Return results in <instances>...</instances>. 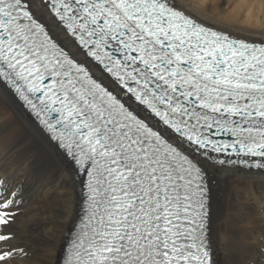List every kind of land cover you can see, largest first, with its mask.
<instances>
[{"label":"snow or ice","instance_id":"6c2138e0","mask_svg":"<svg viewBox=\"0 0 264 264\" xmlns=\"http://www.w3.org/2000/svg\"><path fill=\"white\" fill-rule=\"evenodd\" d=\"M42 3L78 51L48 34L32 0H0V84L83 169L68 264H210L199 160L264 168V44L206 29L172 0ZM15 197L0 188V264L22 254L7 231Z\"/></svg>","mask_w":264,"mask_h":264},{"label":"bare ground","instance_id":"6f19581e","mask_svg":"<svg viewBox=\"0 0 264 264\" xmlns=\"http://www.w3.org/2000/svg\"><path fill=\"white\" fill-rule=\"evenodd\" d=\"M232 1L172 3L208 27L264 43V24L260 19L264 13L259 18L245 11L247 17L242 19L239 12L246 5L243 7L242 2L243 9L239 11L235 8L240 4L235 0L233 10L237 11H227ZM31 10L63 46L73 53L78 51L41 0H32ZM251 10L255 11L254 7ZM89 66L96 76L115 88L90 62ZM199 162L209 183V239L214 263L264 264V171L217 165L203 159ZM82 181L73 163L14 94L0 84V188L16 193V216L7 231L13 237L11 245L22 250L9 264H59L79 217Z\"/></svg>","mask_w":264,"mask_h":264},{"label":"rangeland","instance_id":"374dc122","mask_svg":"<svg viewBox=\"0 0 264 264\" xmlns=\"http://www.w3.org/2000/svg\"><path fill=\"white\" fill-rule=\"evenodd\" d=\"M236 1L238 2L237 4H240V6L239 7H236L235 5H237V4H235L236 3ZM233 0L231 3H230V6H227L226 8H228L227 9V11H230V10H233L234 9V7H236L235 9H237V10H242L243 9V7H245V5H246V9L244 10L243 9V11L242 12H239L240 14H241V17H242V19H244V18H246L247 17V13H250V15H252L253 17L254 16H256V17H259L260 18V16L262 15V13H264V3L262 2V1H264V0ZM244 3V5H243V7L241 6V3ZM242 3V4H243ZM232 4V5H231ZM257 5V6H256ZM247 7H248V9H247ZM251 7V8H250ZM254 7V10L255 11H253V10H251L252 8ZM230 8V9H229ZM241 8V9H240ZM249 8H250V10H251V12H250V10H249ZM262 9H263V11H262ZM237 10H233V11H237ZM256 10H257V12L258 11H260V13L258 12V14L257 15H255L254 14V12L256 13ZM245 11H248L247 13L245 12ZM232 12V11H231ZM253 12V13H252ZM255 17V18H256ZM261 20H263V24H264V14H263V16H261V18H260ZM42 20H44L43 18H42ZM56 38V37H55ZM57 39V38H56ZM62 43V42H61Z\"/></svg>","mask_w":264,"mask_h":264}]
</instances>
